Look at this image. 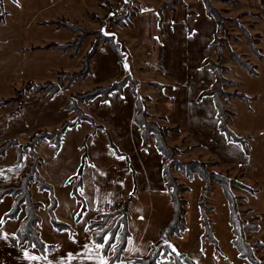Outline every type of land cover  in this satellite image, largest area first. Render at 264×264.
<instances>
[{
    "label": "crops",
    "instance_id": "crops-1",
    "mask_svg": "<svg viewBox=\"0 0 264 264\" xmlns=\"http://www.w3.org/2000/svg\"><path fill=\"white\" fill-rule=\"evenodd\" d=\"M248 4L264 19V0H248ZM158 8L154 5L147 11L140 10L129 30L114 25L105 29L123 44L138 83V92L149 99V113L151 104L161 99L160 102L170 105L172 123L181 125L198 149L221 164L247 167L250 176L264 178V47L257 75H249L242 68L236 72L239 74L237 78L246 83L247 95L242 93L254 97L249 102L258 101V109L253 112L246 105L248 102L236 100L239 101V111L229 124L236 135L249 137L248 152L245 153L240 146L228 143L218 131L212 99L200 98L214 82L213 73L202 63L214 58L210 44L216 35L215 21L206 16L202 6L198 7L188 33L183 19L173 21L171 16L162 14L159 20ZM2 9L5 16L0 23V98L12 97L14 90L25 82L40 84L54 81L58 71H78L92 38L86 37L76 53L42 49L40 47L47 43L63 45L76 38L73 31L48 22L64 20L84 31L98 30L99 24L87 14L100 18L102 11L98 0H2ZM90 70L86 79L49 98L28 94L18 113H13V105L1 106L0 144L7 140L25 144L36 131L58 129L72 118V114L63 110L67 98L114 81L121 71L120 60L108 45L100 43L91 59ZM150 82L168 87L165 100L157 94L153 101L150 95L157 92L148 85ZM141 86L147 88L146 94L141 93ZM79 107L102 129L94 131L92 124L82 122L63 133L58 148L48 140H42L36 147L41 159L39 174L52 187L57 202L55 216L71 227L74 232L71 237L76 243L69 239L68 232L55 231L51 226L41 228L39 224L36 230L43 243L53 246L47 254L50 259L55 257L58 260L60 255L72 251L77 258L68 264H95L85 259L89 253L84 244L93 245L85 231L87 222L98 214L120 209L131 196L128 230L132 240L131 243L127 240L120 262L129 264L147 254L150 245L158 238L160 227L170 216L169 194L161 177V156L152 135L147 144L142 145L141 132L133 121L135 98L128 87L121 93L111 94L105 101L97 98ZM108 135L120 155L109 146ZM7 154L13 155L9 161L6 160ZM29 161L26 151L18 162L15 149H8L0 157V186L17 184ZM80 167L78 194L85 204L86 214L76 230L72 223H80H74V217L73 222L66 220L64 211L59 210L57 191L65 190L72 197L71 186L66 183ZM32 187L36 188L35 184L30 187V192ZM41 204V210H44L48 198L45 204ZM7 222L0 224V264H29L23 254L24 248L18 246L16 235H12L18 221L9 228ZM28 251L38 255L34 250ZM31 264L46 262L41 259Z\"/></svg>",
    "mask_w": 264,
    "mask_h": 264
},
{
    "label": "trees",
    "instance_id": "trees-1",
    "mask_svg": "<svg viewBox=\"0 0 264 264\" xmlns=\"http://www.w3.org/2000/svg\"><path fill=\"white\" fill-rule=\"evenodd\" d=\"M205 10L207 17L212 18L216 23V33L220 37L215 36L210 44L213 49L215 60H205L202 66H208L214 75V82L211 87L200 95V98L209 97L213 101L215 114L217 118V129L224 136L226 141L231 144L238 145L242 150L247 153L249 147V137L238 136L230 128L229 124L234 115L226 107L227 99L232 100H244L249 102L254 97H248L240 92L227 93L223 89L224 83H231L225 80L222 76L223 68L221 62L223 60V47L226 46L227 33L224 30V20L221 19L220 15L211 6L210 0H199ZM183 3V2H182ZM184 4V3H183ZM185 5V4H184ZM183 5V6H184ZM186 6V5H185ZM165 5H162L158 10L159 20L161 18V12ZM125 11L117 17L113 18V25L119 28H130L131 19L136 15L134 8H132L131 0H125L124 2ZM0 23L3 22L5 13L2 9V0H0ZM112 16L111 12L100 20L102 23L101 29L96 32H88L79 29L78 27L69 24L63 20L50 21L48 23L55 24L58 27H64L76 33L74 42L63 45H57L49 43L42 49L55 48L62 51L71 50L72 53H76L82 41L89 37L94 36L90 44V48L84 55L80 62V69L76 72L68 73L58 71L54 81H45L40 84H35L31 81L25 82L18 89L14 90L13 96L10 98H0V107L6 105L15 106L13 113H18L21 110L22 100L28 94L31 95H44L49 98L54 94L66 91L71 85L79 80H84L90 75V62L98 47L99 41L102 44H106L110 49L118 56L120 60L121 71L119 76L109 84L105 86H96L91 90L84 91L81 93L71 94L64 106L63 110L72 114V118L68 121L63 122L58 129L51 132L47 131H36L30 135L25 144H20L15 140H7L0 144V157L4 156L6 151L10 148H14L16 151V161H20L24 151L28 153L30 161L28 162L26 172L20 177L17 184L0 186V202L6 198H11L12 202L9 209L1 216V219L5 223L7 221H16L19 216L23 214V217L18 221V226L15 231L17 243L19 247L27 250H34L38 255H47L53 246L47 245L41 241L40 234L36 230L40 224V218L37 212L41 210L42 204L36 203L32 200L30 187L35 184L39 192H45L48 198V204L45 208L49 225L58 232H68L70 236L73 235L71 227L63 222L57 220L55 216V210L57 206L56 199L54 197L53 189L48 185L39 174V167L41 159L36 152L38 143L42 140L51 141L56 148L60 143V138L63 133L79 123L88 122L93 125L94 131L102 129V127L95 125L92 118L86 115L79 107L80 104H86L97 98L102 101L108 99L113 93H121L124 88L128 87L130 93L135 98V115L133 121L141 132L142 145L145 146L148 142V137H154V145L156 150L161 156L162 168L161 177L164 181V187L169 194V203L171 206L169 219L160 227L158 231V238L153 242L147 254L141 258H136L130 261L129 264H158V261H164L168 258H172L173 264H195L192 260L187 258L184 254L176 251L171 239L173 237H179L186 231L185 228V215H186V202L182 198L181 194L189 192V190L182 184L178 183L172 174V171H178L183 177L191 180L197 177L202 182V193L200 195V201L198 204L199 219L201 222L202 234L200 236V243H208L214 248V255L217 256L218 243L213 236L211 229V221L206 215L205 201L208 193H211V185L214 183L219 186L223 197L226 201L228 210V225L230 227V233L232 235L231 245L235 249L237 256L240 260H243L246 264H264L262 259H258L254 256V249L264 248V245L259 243L248 244L245 241L246 232H254L258 230L257 224L247 222L246 220L240 219V212L237 209L236 197L231 193L232 187H238L247 191L250 194H255V191L251 188H246L240 184H237L233 179H228L218 174L209 173L206 171L205 163L202 162H188L183 163L174 159V155L177 154L176 148H170L167 146L165 138L167 134L174 129L164 128L158 126L150 120L148 113L147 102L149 99L142 96L138 92V83L135 80L131 67L128 63L129 57L123 46V44L113 34H107L104 31L105 22L108 17ZM246 39L248 46L252 53L258 60H262L263 56L260 54L259 49L255 48L253 44V38L249 33H246ZM229 56L235 60L236 64L243 68L249 75H257L256 67L248 65L242 61L241 58L233 53H229ZM148 85L157 89V91L163 95V91L167 86L150 82ZM224 103H222V100ZM108 144L115 154L120 155L117 148L113 144L109 135ZM82 167V166H81ZM81 167L77 174L67 181V185H70V194L78 203V210L74 216V223H79L86 214V207L83 200L78 194L80 188V174ZM131 196H129L123 203L122 207L114 212L103 213L96 215L93 219L89 220L86 224L85 231L89 235V239L92 244L95 242H103L102 235L107 232L110 236V240L119 247L116 248L115 255L108 253L106 250L102 251V254L109 256V264H120L127 240L129 238L128 230V216H129V205ZM249 210H246V212ZM252 221H259L258 216H253ZM1 224V223H0ZM107 225V227H105ZM100 232L101 235H96ZM119 234V235H116ZM35 245V247H33ZM114 247L113 243L106 245V248Z\"/></svg>",
    "mask_w": 264,
    "mask_h": 264
},
{
    "label": "rangeland",
    "instance_id": "rangeland-1",
    "mask_svg": "<svg viewBox=\"0 0 264 264\" xmlns=\"http://www.w3.org/2000/svg\"><path fill=\"white\" fill-rule=\"evenodd\" d=\"M109 1L98 0V2H100V9L102 10L100 11V18H97L93 14H87L89 18L97 22L100 26L98 30H89L90 32H96L101 29L102 23H100V20L105 18V16L108 14V11L112 13L115 7H124L125 0H113L110 1L111 3ZM131 2L132 8H134L136 14L140 10L147 11L154 5L159 6V8L162 5H165L164 9L161 12V15L167 14L171 16V19L173 21H175L176 19H183L186 31L188 33L190 32V25H192L193 22L192 18L194 15H196L195 13H197V8L201 6L204 8L203 4L199 0H131ZM210 3L213 9L218 12L221 19L225 21L224 30L226 31L228 36L226 41L227 47H223L222 50L223 60L221 62V66L223 68L222 76L225 80H228L231 83H224L223 89L227 93L236 91L246 94V83L245 81L242 82L240 79H238L237 77H239V74L236 73L238 68L241 67L236 64L235 60H233L231 56H229V53H233L234 55L239 56L241 60L246 62L248 65L256 67V73L258 74V65L262 60H258L252 53L250 47L248 46L246 33H249L253 38V41L255 42L253 46L255 48H258L260 54L263 56L264 19L258 12L251 9L248 4V0H210ZM9 7L10 6L8 5V8ZM124 11L125 9L123 10V12ZM120 14H113L112 16L108 17L105 22L104 30L108 28V26H112L113 18L119 16ZM133 19H131L130 21V28H132ZM108 21L110 24H107ZM130 28L122 27V29L128 30ZM106 33L112 34L108 33V31H106ZM215 36L220 37V35H218L217 33ZM89 37L92 38V42L94 36L90 35ZM101 41L102 40L99 41V44L101 43ZM213 60H215V57L213 58ZM146 90L147 88L145 86H141L140 91L142 94H146ZM167 90L168 87L163 91V95L160 94L157 89V93L148 95H150L153 101L156 100L155 98H157V94L160 96V98L165 100L166 97L164 94L168 93ZM159 100L162 101L161 99ZM160 101L152 103L150 107V113L149 110L148 113L151 117L150 120L158 124V126L175 130H171L165 138L167 146H169L170 148H176V150L178 151L177 154L174 155V159H177L178 161L183 163L193 161L205 163V169L207 172L218 174L223 177H227L228 179H233L237 184H240L246 188H251L255 191V194H250L238 187L231 188V193L237 198L236 204L238 205L237 209L240 212V219L246 220L247 222H252L253 224H257L258 226L257 231L245 233L244 237L246 243L253 244L257 242L264 245V178H254L250 176L247 167L221 164L216 161V159L209 156L206 152L198 149L194 144L191 143L190 136H188V134H185L183 127L181 125L176 126L174 123H172L170 118V105L166 102ZM221 101L222 103H224L223 99ZM257 102L258 101L248 102L246 103V105L253 112H255L258 109ZM238 103L239 101L228 98L226 107L229 109V111L236 115V113H238L239 111V105H237ZM11 156L13 158L12 154H7L6 160L9 161L11 159ZM172 174L178 183L182 184L189 190V192L181 194L182 198L186 202V231L179 237H173L171 239L176 251L184 254L195 264H246L243 260H240L238 258L235 249L231 245L232 235L230 233V227L228 225V210L220 187L212 183L211 193L207 194L205 201L206 215L211 221L213 236L218 243L219 252L217 253V256H215L214 248L212 247V245L208 243H204L202 245L200 243L202 230L201 222L199 219L198 204L200 201V195L202 193V182L195 176L193 179L188 180L183 177L178 171H172ZM31 194L33 201L43 204L47 202V194L45 192H38L35 187H32ZM57 199L59 210L64 211L66 220H70L73 222V217L78 206L76 201L72 197H70V195L66 193L65 190L57 191ZM10 200V198H4V200L1 201L0 217L4 212L8 210ZM246 210L249 211L246 212ZM253 216H258L259 221H252L251 218ZM22 217L23 214H21L16 221H19ZM39 218L41 220L39 225L41 228L44 226L50 228L45 209L39 211ZM7 224L8 225L6 226H8L7 228H9L15 226L17 222L8 221ZM71 226L75 227L76 230H79L81 223L78 225H74L72 223ZM254 256L264 261V248L255 247ZM158 264H173V260L170 257L167 260L158 261Z\"/></svg>",
    "mask_w": 264,
    "mask_h": 264
},
{
    "label": "snow or ice",
    "instance_id": "snow-or-ice-1",
    "mask_svg": "<svg viewBox=\"0 0 264 264\" xmlns=\"http://www.w3.org/2000/svg\"><path fill=\"white\" fill-rule=\"evenodd\" d=\"M103 31V29H101ZM94 167V165H93ZM82 191V190H81ZM3 221L0 220V223ZM107 227V225L105 226ZM12 235H15L13 233ZM96 235H101L100 232H97ZM119 235V234H116ZM70 240L73 241V243H76L75 239L73 237H69ZM132 238L129 237L128 241L131 243ZM102 241L103 242H95L91 247L88 243L84 244V249L88 251L89 255L85 257V259L89 261H94L95 264H109V256L102 254V251H107L108 253H111L112 255H115L116 248L119 247L118 244H115L113 241L110 240V236L107 232L103 233L102 235ZM109 243H113L114 247L106 248V245ZM35 247V245H33ZM93 247L95 251L93 252ZM24 257L29 261V264H31L32 261H39L43 259L46 264H68V262L74 258H77V254L73 253L72 251H69L66 255H60V258L57 260L55 257L49 258L47 255H36L29 253L27 249H24Z\"/></svg>",
    "mask_w": 264,
    "mask_h": 264
},
{
    "label": "built area",
    "instance_id": "built-area-1",
    "mask_svg": "<svg viewBox=\"0 0 264 264\" xmlns=\"http://www.w3.org/2000/svg\"><path fill=\"white\" fill-rule=\"evenodd\" d=\"M123 10H124V7L122 6H117L114 8V10L112 11L111 15L113 14H120V13H123ZM107 24H110L109 21L107 22Z\"/></svg>",
    "mask_w": 264,
    "mask_h": 264
}]
</instances>
